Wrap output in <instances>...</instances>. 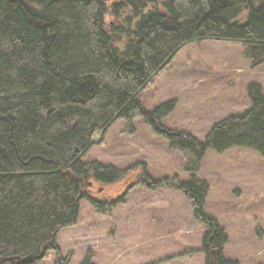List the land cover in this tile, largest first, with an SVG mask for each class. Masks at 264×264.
<instances>
[{
	"label": "trees",
	"instance_id": "obj_1",
	"mask_svg": "<svg viewBox=\"0 0 264 264\" xmlns=\"http://www.w3.org/2000/svg\"><path fill=\"white\" fill-rule=\"evenodd\" d=\"M108 1L0 0V264H46L48 252L53 264L69 263L60 230L75 225L81 199L99 212L117 201L89 188L130 170L84 161L91 136L117 119L132 133L135 118L183 156L190 177L174 188L207 226L205 264H239L222 256L226 235L203 213L208 186L194 174L209 149L264 158L261 87L248 84L250 106L213 123L202 141L163 125L172 101L148 110L138 95L188 42H238L253 65L263 63L264 0ZM140 174L149 186L166 181ZM79 264H94L91 253Z\"/></svg>",
	"mask_w": 264,
	"mask_h": 264
},
{
	"label": "rangeland",
	"instance_id": "obj_2",
	"mask_svg": "<svg viewBox=\"0 0 264 264\" xmlns=\"http://www.w3.org/2000/svg\"><path fill=\"white\" fill-rule=\"evenodd\" d=\"M250 83L264 95V62L253 65L238 42L203 39L183 45L138 101L148 110L172 101L163 125L202 141L213 123L250 106ZM91 140L84 161L130 170L114 183L89 188L93 195L117 201L99 212L81 199L75 225L60 230L57 245L70 255L68 264H79L88 252L94 264H205L200 248L207 226L174 188L190 177L183 156L140 118L133 120L132 133L117 119ZM142 170L151 180L166 179L165 184L149 186ZM194 175L208 186L203 213L226 235L222 256L239 264H264V158L245 148L209 149ZM53 258L48 252L46 264Z\"/></svg>",
	"mask_w": 264,
	"mask_h": 264
},
{
	"label": "crops",
	"instance_id": "obj_3",
	"mask_svg": "<svg viewBox=\"0 0 264 264\" xmlns=\"http://www.w3.org/2000/svg\"><path fill=\"white\" fill-rule=\"evenodd\" d=\"M58 238H59V235H58ZM58 241V240H57ZM81 260V259H80Z\"/></svg>",
	"mask_w": 264,
	"mask_h": 264
}]
</instances>
